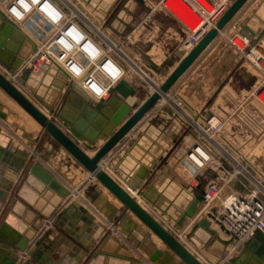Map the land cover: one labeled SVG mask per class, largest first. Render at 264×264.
<instances>
[{"label":"crops","instance_id":"crops-1","mask_svg":"<svg viewBox=\"0 0 264 264\" xmlns=\"http://www.w3.org/2000/svg\"><path fill=\"white\" fill-rule=\"evenodd\" d=\"M152 1L154 0H145L146 9L140 15L139 21L149 11L150 2ZM258 9H263L264 13V0H251L245 5L235 20L228 24L225 30L219 32V35L203 55L167 92L169 94H166L160 100H166L169 103H165L164 107L159 108L158 112L140 130L135 128L127 130L123 140L101 161L104 170L128 189L129 193L131 192L134 195L137 189L143 185L144 180L140 181L136 175L137 172L131 171L126 164L133 165L137 163L136 150H139V154L142 152L147 157L152 156L151 152L145 148V142L153 141L155 147L162 150L166 149V145L171 142V139H174L177 145L171 152L167 164L160 169L152 170L151 179L149 178V182L144 184L141 189L139 201L162 224L177 233L180 236L179 238L199 257H202L207 264H248L250 263V256L255 253V255H260L263 258L264 250L259 253L258 248L261 244L264 245V237L260 236L245 244L238 245L226 231L220 228L221 226L218 223L213 221H210V226L205 228L207 230H204L205 234L204 232L200 233L201 237L207 238V241H200L195 236L189 237L194 233V225L200 220L209 219L207 215L200 213L201 202L197 205L194 217L187 216L182 223H180V219H182L184 212L190 208L192 202L198 198L200 184H202L205 192L206 185L212 177V171L197 174L198 170L193 168V165L186 160V151L191 145L192 138L190 135H185V131L179 133V130L184 128L186 119L184 118L183 122L178 116L179 113H183V110L176 104L177 101H180L181 106L184 104L188 109L198 113L199 108L197 107L200 104L196 100L200 99L204 103L210 99V87L203 88V84L195 86L194 83L195 78L203 72V68L205 69L208 60H218L220 64L219 73L221 74H224L230 68V64H234L232 72L234 70H238V73L241 72L244 75V82L249 81L248 74L256 76L257 80L249 88L238 90H234L232 78L231 84H227L220 93L222 97H228L230 100L247 99V96L257 86L262 76L255 69V64L253 65L250 61H247L248 65H246V62H244L245 55L231 44L230 38L235 33L243 31L246 35L244 36L247 37L246 50L248 52H251L252 48L262 45L260 43L264 38V33L262 34V31H264V15L254 13ZM117 14L118 12L114 15ZM160 14L162 15L160 24L151 25L150 34L140 38V46L136 51L139 62L145 72L148 73V77L152 78V81L146 77L138 82L140 85L138 88L135 83L137 89L130 94V97L115 96L113 98V100H121L122 105L118 108L121 115L120 119L118 118L117 108L111 105V100L103 105V107L114 108L112 109L113 113L110 114L103 112V107L98 110L95 104H91L75 94L67 100L65 107H61L57 102L55 103L57 106L54 104L55 115H58L57 121L60 124L68 121L71 128H77L81 133L79 141L82 146L84 143L91 142L90 137L95 135L98 128L104 125L107 120H110L113 124L115 123V131L124 125L129 115L135 111L136 104L140 105L148 94L153 91H159L157 86L161 85L167 75L164 73L166 72L165 65L167 61H174V65L170 68V71H172L180 62L177 54L182 51L186 54L190 51L191 48L185 46V41L189 37L187 29L177 19H173V15L168 11H160ZM118 20H120L119 17ZM250 30L255 32V36L252 35ZM223 47H225V50H223ZM26 54L27 51L22 49L21 44L18 43L15 49L7 55L9 60L4 62L11 66L22 61L18 64V67H20L23 60L26 59ZM154 67L161 69V71L158 72ZM246 68L251 70L247 69L246 72L248 73H246ZM49 71L46 73L52 74ZM31 72L32 74L24 73L26 84H23L26 89L35 91L31 76L38 74L42 77L44 75L42 72L45 71ZM52 75H55V73ZM40 85L41 87L42 85L47 86L46 88L51 86L54 91L63 90L57 81L46 86L44 83H40ZM229 91L230 93L227 94ZM142 95L143 97H141ZM36 98L39 99L38 96ZM15 105L25 112L0 89V128H4V131L8 130L6 133L9 136H11L9 133L11 129L7 126L15 125L19 127L17 120L15 121L11 115V112L20 115V111ZM121 110H124V112L122 113ZM58 112L64 114V116H61ZM22 120V126H20L23 137L22 142L17 135L11 137L18 141L23 149L18 146L17 150L26 151L28 157L33 156L24 174L22 172L25 167L24 163L19 168L14 163L15 160L24 158L22 153H16L17 150L12 146L4 151L0 148V196L3 197L2 200L0 199V229L2 225L7 226L4 231L8 229L7 231H12L13 234L17 235L15 241H25L28 244L23 250L24 258L22 255L20 264H152L147 261L144 250L129 239L124 227L121 226V222L125 218V215L121 214L123 209L121 202L106 189H103L91 177L90 173L84 171L62 148L59 151H54L55 143L44 133L37 122L33 119L35 123L28 121V119ZM173 128H175V131L170 134L174 130ZM103 143L104 139H100L97 141L96 146L99 147ZM85 150L89 156H93L95 153L93 150ZM26 160L27 157L24 161ZM34 162L41 163L42 167L48 170L61 185L74 193L72 199L58 216L54 226L48 231H39L41 222L47 217L46 215L43 216L40 205L51 203L58 193L49 190V184L44 185L40 179L28 172ZM159 163L157 161L158 167ZM21 172L22 174H20ZM129 184L135 185L137 189L129 188ZM97 186L102 188V195L106 199V204L109 205V207L107 206L108 215L111 218H108L107 213H103L91 205L87 199L88 195ZM59 208L57 206L56 210ZM134 222H138V220L134 218ZM179 223L180 229H177ZM113 226L116 230L111 229ZM208 231L213 232V235H209ZM3 234L1 235L2 239L5 242L9 241L10 237L6 233ZM151 240L157 247L167 250L165 246L161 245L157 237L152 236ZM255 241H258L257 248H252ZM223 244L226 245V249L220 257ZM246 253L249 254V259L241 262ZM45 254L49 255V258L45 263H41L39 260ZM2 255L3 253L0 252V260ZM176 259L179 261L178 258Z\"/></svg>","mask_w":264,"mask_h":264},{"label":"built area","instance_id":"built-area-1","mask_svg":"<svg viewBox=\"0 0 264 264\" xmlns=\"http://www.w3.org/2000/svg\"><path fill=\"white\" fill-rule=\"evenodd\" d=\"M169 1L171 0H159L158 5L166 6L165 9L187 29L189 37L185 41V46L188 48L194 47L199 42L233 2V0H205L208 4L206 5L200 0H178L187 7L192 16L197 17L195 23L190 25L182 18L179 19L180 17L167 4ZM28 2L31 10L24 12L20 9L23 12L21 19L11 12L13 7H19L18 0H0L2 6L0 12L3 18L5 17L21 35L23 34L24 42L28 43L32 50L29 60L18 67L13 74L9 72V69L4 68L8 76L19 86H24L19 81V77L25 73L26 69L39 72L53 68L58 72L55 74L65 75L68 78L66 88L70 93L97 105L102 99L111 97V90L115 91L118 97L132 94L127 93L130 90L135 92L137 89L135 83L144 79L146 75L149 76L137 56H134L127 46H133V40L136 39L139 42L141 37L150 34L151 25L157 24L152 20V10L156 9V5L152 4L145 17L129 32L119 37L108 27L107 19H95L93 23L94 27L101 26L104 35L93 32L89 21L75 14L76 7L78 12H81L82 8L89 15L82 0H28ZM45 5H51V9L45 11ZM50 11L59 13L60 19L53 20L49 14ZM73 30H75L74 35H79L82 39L77 41L67 35ZM61 41L70 44L71 47H65ZM241 41L245 43L244 47L240 45ZM230 42L237 50L242 51H245L248 43L238 32L230 38ZM251 51L254 52L255 49L252 48ZM254 67L260 73L256 62ZM73 68L77 69V72L71 71ZM260 74L261 80L242 103L238 114L236 112L235 117L231 116L229 122L214 110L201 114L200 111L197 113L188 109L189 113L185 118V135H190L192 138L191 145L186 151V160L198 170L197 174L212 171V177L204 192V201L201 202L200 213H204L209 220L223 227V231H226L238 245L260 236L264 237V199L260 191V188L264 187V181H259V184L254 181L250 174L254 172L253 165L248 163L246 164L248 168L245 167L238 158L233 156V153L229 152L232 149L238 151L232 142L238 143L240 129L244 131L241 135L245 134L251 139L264 129V76L263 73ZM92 85L97 87L93 88ZM23 90L31 99L38 102L32 91H28L25 87ZM162 102L166 103V101ZM157 105L159 103L137 124L135 129L143 128L146 122L157 113ZM176 105L182 108L179 102ZM197 115L200 117L199 122L191 119ZM227 147L229 150L226 149ZM215 152H220L221 157L225 155L229 160L225 162L221 158L223 163L221 161L216 165L213 158ZM231 171H243V173ZM73 196V192L65 196L60 208L45 218L41 231H48L54 226L58 216L72 199L70 197ZM203 206L208 209L207 212Z\"/></svg>","mask_w":264,"mask_h":264},{"label":"water","instance_id":"water-1","mask_svg":"<svg viewBox=\"0 0 264 264\" xmlns=\"http://www.w3.org/2000/svg\"><path fill=\"white\" fill-rule=\"evenodd\" d=\"M120 1L121 0H83L89 11L99 20H104L106 16H108V13L110 11L112 12L116 8ZM250 1L251 0H233V2L217 19L215 25L207 30V32L200 38L199 42L194 47H192L188 53L184 54L182 51L177 54L180 58V62L172 71H170V68L174 65V61H167L165 65L166 72H164L167 75L165 76L164 81L161 83L159 91H154L148 94L147 98L140 105L136 104L135 111L127 118V120L124 122V125L118 128V130L115 131V123L113 124V122L107 120L104 125L98 128L97 133L90 137L91 142L84 143L83 146L79 141L81 138V133L77 128H71L68 121L60 124L57 119H55V108L53 103L49 102L48 97L40 92V82H38L39 84L35 83V77L38 74L31 76V79L35 85V92L39 97V101L36 102L29 97L25 90H23V87L19 86L15 81H13L4 71L5 68L14 72V70L18 67L19 63L9 66L5 62L9 60L7 55L11 53V50L15 49L17 46V39L21 36V34L17 29L14 28L12 23L0 15V89L40 125L44 133L47 134L55 143L53 147L54 151H59V149L62 148L70 156V158L73 159V161L82 167L84 171L90 173L91 177L94 178L103 189H106L113 197L121 202L123 208L121 214L125 215L124 220L121 222V226L124 227L125 233L129 236V239L144 250L147 261L152 264H207L206 261L202 259V257H199L198 254L193 252L189 246L179 238L180 236L177 233L162 224L139 201L141 189L143 188V185L147 184L151 179L152 170L160 169L163 165L167 164V160L171 155V152L176 147L177 142L174 139H171V142L166 145V149L162 150L155 147L153 141L145 142V148L151 152L153 157L151 155L150 157H147V155L141 151L140 152L142 154H139V150H136L137 152L135 153V157L137 158V163L133 165L126 164V166L131 171L137 172V177L140 181L144 180V183L138 189L133 184L128 185V187L133 190L137 189L134 195L131 192L129 193L128 189H126L121 183H119L116 179H114V177L104 170L103 166L101 165V161L117 146L121 140H123L124 136L126 135V131L130 128H135L137 124L147 116L149 111L160 102L164 94H166L173 88V86H175L176 82L191 68V66L212 44L213 40H215V38L219 35V32L225 30L228 24L235 20V18L243 10L244 6ZM250 31L252 32V35L255 36V32L252 30ZM239 33L243 36L245 35L243 31H240ZM263 33L264 31H262V34ZM155 69H157L158 72L161 71V69ZM25 72L27 74H32L30 69H26ZM46 72L48 71L42 73L47 76L48 73ZM24 76L26 75L23 74L19 77V81L22 83H25ZM53 77H56L62 81L59 83L62 87L64 80H62L61 75L58 74L57 76L55 74ZM110 93L111 97L109 99H102L100 103L96 105L98 110L116 96L115 91L111 90ZM129 96L130 95L123 97L128 98ZM60 115L64 116L62 113H60ZM173 129L174 130L170 134H173L175 131V128ZM7 139L9 142H7ZM100 139H104V143L97 147L96 143ZM18 143L19 142L15 141L11 136H9L6 131H4V129L0 128V148L2 151L5 149H10L11 146L17 150V147H20ZM85 149L95 151L94 155L89 156ZM16 153H22L24 157L21 160L17 159L14 161L17 168L21 167L24 163L25 167L22 171L24 174L27 166L33 159V156L28 157V153L26 151L23 152L20 149H18ZM26 157L27 160L24 161ZM157 161L160 162L159 167ZM22 172L20 174H22ZM28 172L34 177L40 179L44 185L49 184V190H54V192L58 193L54 196L51 203L40 205L43 216H48L50 213H55L58 210H56V207H60L65 196L70 193L69 189L61 185V183L48 170L43 168L42 164L39 162H34ZM100 188L99 186L95 187L92 193L88 195L87 199L91 205L96 207L99 211L107 213L108 218H111V216L108 215L109 205L106 204V199L102 195V188ZM199 189L200 193H198V198L195 199V201L190 205V208L184 212L182 219H180V223H182L183 219H185L187 216L194 217L197 210V205L204 201L205 197L202 184L199 185ZM2 198L3 197L1 195L0 199L2 200ZM134 218H136L138 222H134ZM44 220L41 222L39 230L43 226ZM210 221L211 220L209 219L200 220L196 225H194V233L189 235V237L192 238L195 236L200 241H207V238L201 237L200 233L204 232L205 234V231H207L205 228L210 226ZM180 223L177 225V229H180ZM6 227L7 226L2 225V228L0 229V252L3 253L0 264H20L21 256L23 255L24 257L23 250L28 244H26L25 241H15L17 235L13 234L12 231H7L8 229L4 231ZM111 228L116 230L114 226ZM220 228L222 230L224 229L223 227ZM109 230L111 229L109 228ZM213 232H209L208 234L213 235ZM3 233H6V235L10 237L9 241L5 242L2 239L1 235H4ZM152 236L157 237L161 245L165 246L167 250L162 247H157L151 240ZM225 249L226 245L223 244L220 257L223 255V251ZM48 258L49 255L47 256L45 254L39 261L41 263H45ZM176 258H178L179 261H177Z\"/></svg>","mask_w":264,"mask_h":264},{"label":"rangeland","instance_id":"rangeland-1","mask_svg":"<svg viewBox=\"0 0 264 264\" xmlns=\"http://www.w3.org/2000/svg\"><path fill=\"white\" fill-rule=\"evenodd\" d=\"M151 7H152V4H151ZM0 8H2L1 5H0ZM145 9H146L145 8V0H140L138 2L136 0H121L117 4L115 9L112 12L110 11L108 13V16H106L105 19H107L108 27L113 32H115L117 36L120 37L121 34L129 32L130 31L129 29L131 27L137 25L140 22L139 21L140 15L142 14V12ZM116 12H118V14L115 16L114 14ZM169 13L171 15H173L171 12H169ZM254 13H259V14L264 15L263 9H260V10L258 9V11H255ZM118 17L120 18V20H118ZM169 17L173 18L174 16L173 17L169 16ZM177 18H179V17H177ZM173 19L176 20L175 17ZM179 19H181V18H179ZM263 40H264V38H263ZM263 40L261 41L262 43H263ZM132 42H133V46H130V47L127 46V48L133 53L134 56H136V51L139 48L140 44H139L138 40H136V39L133 40ZM16 43L21 44V48L25 49L27 51L26 59L23 60V63H24L25 61L29 60V56H30V53L32 51L31 47L28 45V43H25V42H23V43L16 42ZM240 45L242 47H244L245 43L243 41H241ZM225 47H228V46H225ZM225 47H223V50H225ZM246 48H247V46H246ZM246 48H245L246 52H244L242 50H238V51L245 55L244 62H246V65H248L247 61H250L254 65L255 61L250 57V55H251V53H254L260 47H258V46L254 47L255 48L254 52H252V51L248 52V50H246ZM20 63H22V61H20L19 64ZM219 65L220 64H219L218 60H208V62L205 65V69L203 68V72H201V74L198 75L197 78H195V81H194V83L196 84L195 86H197L199 84H203V86H202L203 88L208 86V87H210V91H211V93H210L211 96H210L209 100H206L204 103H202V101H200V99L196 100L200 104L199 107H197V108H199V111L201 114H205L206 111H210V110H214V111L218 110V112L220 113V116L225 117L224 119L229 122L231 119V116L235 117L236 112L238 114V111L240 110L241 105L245 100H243L242 98H238L237 100L236 99L230 100L228 97H222V95L220 93L225 89L227 84H231L232 78H233L232 79L233 80L232 85L234 86L233 88H234V90H238L240 88L241 89L242 88H249L251 86V84H254V82L257 80V77L254 75L248 74L249 81L244 82L243 81L244 75L241 72L238 73L237 72L238 70H234L232 72L234 64H230V68L224 74L219 73ZM247 69H249V68H246L245 72L247 71ZM12 70H14V69H12ZM49 70H50V73H58L56 69L49 68ZM249 70H251V69H249ZM16 71H17V69L14 70V72H16ZM9 72L11 74L13 73V71H10V70H9ZM246 73H248V72H246ZM260 73H263V76H264V66H261ZM35 75H37V74H35ZM61 77H62V80H64V84H62V87H61V88H63L62 91H54V90H52L51 86L48 87L50 89V91H48L49 89L46 88L47 87L46 85L53 84V82L56 80L58 83L62 82V81H60V79L53 77L52 74H48L47 76L44 74V75H42V77L37 75L35 77V83L36 84H39L38 82L44 83V85L46 87H44L43 85L41 87V85H40L39 90L42 94H44L46 97H48L49 102H52L53 105L57 102V104L60 105L61 107H65L67 100L71 97V95L73 93H70L69 89L66 88V83L68 82V78L65 75L64 76L61 75ZM259 79H260V77H259ZM228 82H230V83H228ZM141 83H143V82H141ZM194 83H192V84H194ZM136 84H137V88H138V86H140V85L138 82H136ZM229 93H230V91L227 94H229ZM141 94H143V93H141ZM143 95L141 97H143ZM198 98H199V96H198ZM6 99H8V98L6 97ZM119 102H121V100H119ZM177 102L180 103V101H177ZM57 104H55V106H57ZM15 107H17V106L15 105ZM17 109L20 111L19 112L20 115L18 116L14 112L13 113L11 112V115L15 119V121L17 120L16 122H17V125H19V127L22 126L21 125V122H23L22 119H28V121L35 123L29 115H27L25 112L20 110L18 107H17ZM60 110H58V111H60ZM181 110H183V113L182 112L179 113L178 116L184 122V118H186V115H188L189 110L184 104H182ZM21 115H22V117H21ZM118 115H119L118 118L120 119L121 115L119 113H118ZM54 116L56 118H58L57 114ZM191 119H194L196 122L200 121L199 115H197L196 117H193ZM13 126H15V125H13ZM184 131H185V128H182L179 130V133H182ZM241 132H244V131L242 129H240V134L238 137V143H236L235 141L232 142L233 145L235 146V148L238 149V151L235 149H232V151H230L228 149V147L226 149L229 150L230 153H233V156L238 158L239 161L242 162V164L245 167L248 168V166L246 165L248 163H251L253 165L254 172H252L250 174L252 175L254 181H256L259 184V181H264V129L260 133H257V136H255L254 139L253 138L252 139L247 138L245 136V134L241 135ZM221 158L225 162H227L229 160L228 157H226L225 155H223ZM251 171H252V169H251ZM260 189H261L260 191L262 192V197L264 199V187H261ZM42 227L40 228V230H42ZM255 254H252L250 256V263H248V264H264V259L260 255H255Z\"/></svg>","mask_w":264,"mask_h":264},{"label":"bare ground","instance_id":"bare-ground-1","mask_svg":"<svg viewBox=\"0 0 264 264\" xmlns=\"http://www.w3.org/2000/svg\"><path fill=\"white\" fill-rule=\"evenodd\" d=\"M79 1H81V0H79ZM158 1L159 0H154V1H152V2H150V4H154V5H156V9H154V10H152V20L154 21V22H156L157 23V25H159L160 24V22H161V19H162V15L160 14V11H168L167 9H165L166 8V6H163V5H161V4H159L158 5ZM201 2H203L204 4H206V5H208L207 4V2L205 1V0H200ZM82 2H83V0H82ZM84 3V2H83ZM85 4V3H84ZM175 12H176V14L180 17V18H182L183 20H185L186 22H188L190 25H193L194 23H195V21L197 20V17L196 16H192L189 12H188V10L186 9L187 7L182 3H179L178 2V0H171V1H169L168 3H167ZM80 6H81V4H79ZM85 7H86V10L88 11V13H89V15L87 14V12H85L82 8H81V12H78V9L75 7L74 8V11H75V14L77 15H79V17L81 18V19H84V20H88L89 21V23H90V29L93 31V32H99V33H102L103 34V29L101 28V26L99 25V26H97V27H94L93 26V23H95V19H98L94 14H92L90 11H89V9H88V7H87V5L85 4ZM208 8L209 9H211V7L210 6H208ZM165 9V10H164ZM169 12V11H168ZM0 15L3 17V14L0 12ZM5 18V17H4ZM89 18L91 19V20H89ZM99 20V19H98ZM239 33V32H238ZM106 34V33H105ZM240 34V33H239ZM85 35V34H84ZM104 35V34H103ZM86 36V35H85ZM243 36V35H242ZM23 34L17 39V41L18 42H20V43H23L25 40L23 39ZM243 37H245V36H243ZM245 39H247V37H245ZM262 45L260 46V48L259 49H257L254 53H251V55H250V57L256 62V64H257V66L259 67V68H261V66H264V40H263V43H261ZM119 49H121V47H119ZM102 51L103 52H105V50L104 49H102ZM146 77H148V76H145L144 78H146ZM129 79H131V78H129ZM148 79L150 80V81H152V78L151 77H148ZM22 85V84H21ZM23 86V85H22ZM24 87V86H23ZM28 91H30V90H28ZM31 92V91H30ZM33 93V96L36 98L37 97V93H35V91H32ZM126 93L128 92V91H125ZM130 92L131 93H134V91L133 90H130L127 94H130ZM72 93V92H71ZM74 94V93H73ZM166 94H169V93H166ZM166 94H164V96H166ZM122 95H126V94H122ZM163 96V97H164ZM111 105H113L115 108H117V111H118V108L122 105L118 100H113V99H111ZM162 101H166V100H162ZM162 101H160L159 102V105H157V107H156V112H158V110H159V108H162V107H164L165 105L163 104V102ZM166 103H169V102H167L166 101ZM112 109H114V108H110V107H108V106H104L103 107V112L105 111L107 114L109 113H113L112 112ZM122 111V113L124 112V110H121ZM118 113H120L119 111H118ZM11 125H12V123H11ZM8 128H10L11 129V132H9L10 134H11V136H15V135H17L19 138H20V140L21 139H23V137H22V131H21V128L20 127H18V126H7ZM2 128V127H1ZM2 129H4V128H2ZM7 132H8V130H6ZM15 132V133H14ZM21 142H22V140H21ZM30 149H32V148H30ZM221 153L220 152H215V153H213V158L215 159V164L216 165H218L219 164V162H221L222 161V159H221ZM211 157V156H210ZM222 163H223V161H222ZM238 168L239 169H242L240 166H238ZM231 172H238V173H243V171H231ZM241 177H242V175H240ZM69 194H72V192H70ZM72 197H70V199H71ZM70 199H67V200H70ZM204 207V206H203ZM205 209H206V211L205 212H207L208 211V209L206 208V207H204ZM45 238V237H44ZM257 243H258V241H255L254 242V244H252V248H257ZM264 250V245H260V247L258 248V252L260 253V252H262ZM24 258V257H23ZM247 259H249V254H245L244 256H243V258L241 259V262H245Z\"/></svg>","mask_w":264,"mask_h":264},{"label":"clouds","instance_id":"clouds-1","mask_svg":"<svg viewBox=\"0 0 264 264\" xmlns=\"http://www.w3.org/2000/svg\"><path fill=\"white\" fill-rule=\"evenodd\" d=\"M18 6L19 7H13L11 9V12L14 16H16L17 18H23V12L20 10V9H23L24 12H28L31 10V6L28 2V0H18ZM49 9H51V5H45V11H49ZM49 14L52 16V19L53 20H59L60 19V15L59 13H54V11H50ZM74 31L73 32H69L67 35L72 37L74 40H77L79 41L80 39H82L81 36L79 35H74ZM61 43H64V46L67 47V48H70L71 45L70 44H67L65 43L64 41H61ZM71 71L73 72H77V69L73 68L71 69ZM93 88H96L97 86L96 85H92Z\"/></svg>","mask_w":264,"mask_h":264},{"label":"flooded vegetation","instance_id":"flooded-vegetation-1","mask_svg":"<svg viewBox=\"0 0 264 264\" xmlns=\"http://www.w3.org/2000/svg\"><path fill=\"white\" fill-rule=\"evenodd\" d=\"M112 229V228H111ZM41 231V230H40Z\"/></svg>","mask_w":264,"mask_h":264}]
</instances>
